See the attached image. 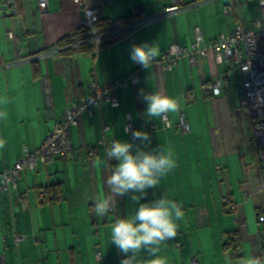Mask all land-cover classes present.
<instances>
[{
  "label": "crops",
  "instance_id": "0c3cea01",
  "mask_svg": "<svg viewBox=\"0 0 264 264\" xmlns=\"http://www.w3.org/2000/svg\"><path fill=\"white\" fill-rule=\"evenodd\" d=\"M84 2L102 20L128 19L139 13V19L157 20L96 54L61 55L58 43L85 19V10L76 0H48L45 10L38 0H20L18 16L0 15V111L5 114L0 119L4 145L0 174L16 164L24 148H38L66 108L91 94V81L105 85L138 76L136 84L130 81L118 91L120 107L101 105L92 116L84 113L79 118L71 130L74 161L56 159L35 171H24L16 190H1L0 264H121L123 257L111 243V226L116 218L132 215L138 205L130 196H118L113 210L97 217L94 201L85 199V193L111 195L106 179L118 161L107 159V148L97 145L100 138L128 141L149 151L158 145L172 149L177 166L157 188L148 189L146 197L151 201L166 193L184 212L176 237L159 253L166 264H191L193 256L199 264H240L249 257L264 262L261 170L256 167L249 175L242 169L246 147L256 157L257 149L252 120L240 107V73L227 77L221 95L214 97L207 86L232 68L218 63L212 51L198 56L196 64L183 56L169 72L153 64L139 68L130 59L132 46L144 42L156 44L157 57L172 44L192 50L195 28L201 30L202 47L208 49L218 35L233 33L240 23L249 26L245 15L249 0H185L191 5L185 10H176L172 0ZM226 6H231L229 13L224 11ZM8 32L13 39L8 40ZM43 52L50 53L36 57ZM141 90L179 98V111L168 114L169 127L162 118L149 120L144 115L147 104ZM127 114L132 116L134 130L149 133L150 143L125 134ZM181 114L189 124L187 133L179 127ZM90 149H96L93 157ZM235 159L241 164L237 180L230 171ZM51 189H58V196ZM244 192L250 195L245 197ZM226 196L228 203L222 201ZM16 235L23 236L18 244Z\"/></svg>",
  "mask_w": 264,
  "mask_h": 264
},
{
  "label": "built area",
  "instance_id": "2783aa9c",
  "mask_svg": "<svg viewBox=\"0 0 264 264\" xmlns=\"http://www.w3.org/2000/svg\"><path fill=\"white\" fill-rule=\"evenodd\" d=\"M48 0H38L41 10H45ZM78 6L84 8L85 19L82 26L88 29L90 38L88 42L95 45L94 53H98L101 48V36L97 34L95 25L99 20V13L95 9L85 7L84 0H76ZM172 5L179 9H188L189 6L185 0H172ZM230 8H225V13L230 12ZM260 19L246 27L240 23L235 31L231 34H220L215 37L209 45V48H203V34L199 28H195L194 42L192 50L182 47L178 44H172L168 49L162 52L159 57H156L151 64L158 65L164 72H169L175 68L178 61L183 56H187L191 64L197 63L198 56H206L208 51L214 53V57L218 63L229 64L232 69L225 74L218 76L212 83L207 86V90L214 97L221 95L223 81L231 74L240 73L243 93L241 96L240 107L246 112L252 120L253 140L257 149V157L262 176V193L264 195V0H259ZM20 13V0H0V15L16 17ZM157 20V17H148L143 19L133 20L130 26L135 30L141 26L152 23ZM8 40L14 38L12 32L7 34ZM50 52H43L36 57H47ZM139 68H142L139 65ZM136 84L138 76L136 74L128 78L115 79L105 85H99L95 81H91L89 87L91 94L87 97L73 103L66 108L61 121L56 124L55 128L48 134L42 144L34 149L24 148L22 156L12 167L6 168L0 174V192L2 189L16 190L17 182L24 171H35L42 164H48L56 159H64L66 161H74L76 154L71 140V130L79 124V118L87 113L90 116L93 114L95 107L107 105L111 108L120 107L118 91L128 86L129 82ZM163 123L169 127L168 114L162 118ZM179 127L183 133L189 131V124L184 114L180 115ZM129 131L126 135L132 137L134 124L132 116L127 114L124 124ZM105 130L109 127L105 126ZM111 141L105 138H100L97 142L99 147L107 148ZM96 149H90L89 155L93 157ZM221 170L220 167H218ZM245 197L250 195L249 192H244ZM22 200L27 203L26 197ZM224 202H229V197H224ZM259 218L264 222V207L259 213ZM23 238L21 235H16V244ZM97 258L100 254L97 253ZM191 264H199L197 257L193 256L190 259Z\"/></svg>",
  "mask_w": 264,
  "mask_h": 264
},
{
  "label": "clouds",
  "instance_id": "9594fccd",
  "mask_svg": "<svg viewBox=\"0 0 264 264\" xmlns=\"http://www.w3.org/2000/svg\"><path fill=\"white\" fill-rule=\"evenodd\" d=\"M158 55L159 48L155 43L144 42L132 46L130 59L148 69ZM141 96L147 104L144 115L149 120L165 118L167 114L176 113L180 109L178 97L160 92L145 93L143 90ZM4 115L0 111V119ZM127 131L129 129L125 128V132ZM132 137L142 144L150 143L149 133L146 131L134 130ZM3 146V141H0V148ZM106 157L108 160L118 161L106 179L111 195L89 197L85 193V199L94 201V213L97 217L107 216L113 210L115 197L118 196H130L138 205L132 215L116 218L111 226V243L123 257L121 264H166L159 253L162 246L176 237L180 227L178 221L183 220L184 212L181 205L166 193L151 201H147L146 197L148 189L157 188L161 179L177 166L172 149L158 145L149 151L131 142L114 139L106 149ZM142 200L145 202L141 203ZM141 254L150 259L142 258ZM240 264L264 262L260 258L249 257L242 259Z\"/></svg>",
  "mask_w": 264,
  "mask_h": 264
},
{
  "label": "trees",
  "instance_id": "16d2710c",
  "mask_svg": "<svg viewBox=\"0 0 264 264\" xmlns=\"http://www.w3.org/2000/svg\"><path fill=\"white\" fill-rule=\"evenodd\" d=\"M228 7L231 9V6H226L225 8ZM139 18H141L140 13L136 14V16L133 18L121 19L116 21L102 20L101 18H99L97 24L95 25V30L97 34L101 36V48L108 47L113 43L120 41L126 36L130 35L133 30L127 27L131 25L133 20ZM89 38L90 35L88 34V29L81 26L76 32L62 39L58 43L57 47L62 49V52H60L61 55H83L89 53L93 54L94 52L92 51H94L95 45L88 42ZM50 192L54 193V196H58V194L60 193L58 189H51ZM234 249H236V247Z\"/></svg>",
  "mask_w": 264,
  "mask_h": 264
},
{
  "label": "rangeland",
  "instance_id": "374dc122",
  "mask_svg": "<svg viewBox=\"0 0 264 264\" xmlns=\"http://www.w3.org/2000/svg\"><path fill=\"white\" fill-rule=\"evenodd\" d=\"M245 15H246V19L250 23L249 24L250 26L252 23H254L258 19H260L261 14H260L259 6H258V0H249V2L246 4V7H245ZM251 143H252V141H251ZM253 147H254V144H253ZM245 153H246L245 156L247 158H242L243 159L242 169L246 168L249 175H253L254 169L256 167L258 168V172H259V164H258L257 157L254 153V150L249 151L248 146H247L245 149ZM253 160H255L254 163L252 162ZM254 164H255V166H254ZM240 168H241V164L238 163L236 161V159L234 160V162L232 164H230V171H231L235 180H237ZM219 198H220V194H219ZM220 200H221V198H220ZM222 201H223V199H222Z\"/></svg>",
  "mask_w": 264,
  "mask_h": 264
}]
</instances>
